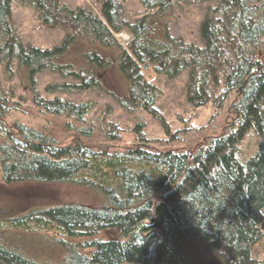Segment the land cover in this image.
I'll use <instances>...</instances> for the list:
<instances>
[{
    "label": "trees",
    "instance_id": "obj_1",
    "mask_svg": "<svg viewBox=\"0 0 264 264\" xmlns=\"http://www.w3.org/2000/svg\"><path fill=\"white\" fill-rule=\"evenodd\" d=\"M30 1L66 36L53 49L23 44L13 0H0V264H264L254 256L264 239V0H217L204 46L169 31L184 0H141L134 21L125 0H101V15ZM126 27L128 44L117 36ZM145 64L170 77L189 69L192 113L181 127L165 123ZM45 68L76 79L48 93L104 89L123 109L161 118L166 134H148L143 120L90 118L91 101L42 94L35 75ZM207 110L204 123H190ZM45 116L64 121L67 140L35 121ZM251 130L259 143L246 156ZM63 185L91 202L32 208L25 193H7Z\"/></svg>",
    "mask_w": 264,
    "mask_h": 264
},
{
    "label": "rangeland",
    "instance_id": "obj_2",
    "mask_svg": "<svg viewBox=\"0 0 264 264\" xmlns=\"http://www.w3.org/2000/svg\"><path fill=\"white\" fill-rule=\"evenodd\" d=\"M72 8L84 7L95 14L101 15V0H65ZM217 0H184L176 4L173 8L172 21L169 24L171 35L182 38L186 43H194L198 46H204V40L201 33L203 21L208 15L216 14L214 8L217 6ZM145 7L141 0H125L124 11L125 18L134 21ZM11 22L19 35L23 44L34 46L41 49H53L61 44L66 31L62 27H49L42 23L37 13L36 7L30 0H13ZM130 33L129 40L124 39L122 33ZM117 36L123 43L128 44L134 38L132 31L126 27L120 31ZM146 76L159 88V94L156 100V106L160 110L164 121L171 128H179L183 121L179 116L191 112V105L187 95V79L189 69L182 70L175 77H170L166 73H156L149 67L145 68ZM36 86L44 95L53 97L55 94L73 102L91 101L93 104L90 118H101L106 122H117L124 125H133L143 120L146 123V132L153 136H164L166 127L161 118H157L148 111L134 109L129 111L123 109L120 103L107 91L101 88L90 89L82 92H58L48 93L46 87L51 83L76 82L74 77H63L49 68H45L35 75ZM210 111L207 110L201 118L193 117L189 119L190 123L200 125L209 117ZM30 115H22V118H29ZM31 117V116H30ZM32 118V117H31ZM42 128L47 133H52L61 140H67L69 135L63 130L64 121L52 116L36 118ZM131 136L126 134L130 141ZM259 140L256 132L251 130L241 146L242 152L249 156L257 147ZM241 159V154H238ZM25 193V199L30 201L32 208L46 207L57 204L58 202L85 201L90 203L92 194L85 189L73 185L63 186H35L15 188L9 190V195L16 193ZM15 206L16 203L14 204ZM255 257L264 256V239L254 249ZM215 264V263H214Z\"/></svg>",
    "mask_w": 264,
    "mask_h": 264
},
{
    "label": "water",
    "instance_id": "obj_3",
    "mask_svg": "<svg viewBox=\"0 0 264 264\" xmlns=\"http://www.w3.org/2000/svg\"><path fill=\"white\" fill-rule=\"evenodd\" d=\"M148 67V64H145V68H147Z\"/></svg>",
    "mask_w": 264,
    "mask_h": 264
}]
</instances>
